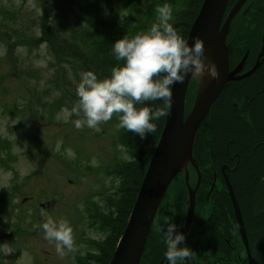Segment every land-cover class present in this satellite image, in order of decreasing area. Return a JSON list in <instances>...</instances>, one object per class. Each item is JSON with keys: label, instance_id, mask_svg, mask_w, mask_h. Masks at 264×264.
Segmentation results:
<instances>
[{"label": "rangeland", "instance_id": "1", "mask_svg": "<svg viewBox=\"0 0 264 264\" xmlns=\"http://www.w3.org/2000/svg\"><path fill=\"white\" fill-rule=\"evenodd\" d=\"M76 1L78 8H75L73 17L70 18L75 23H85L86 18L100 27L106 22L114 26L128 24L130 28L142 25L137 32L147 31L156 22L155 9L158 5H171L172 14L182 12L185 7L183 2L180 3L181 0ZM233 1L235 0H228L229 8L235 5ZM258 6L264 10V0H246L245 5L234 15L228 32L241 9L249 14ZM51 17V8L45 0H0V264H76L87 256H90L88 259L97 258L99 254L107 252L109 240L115 238L116 230H119V219H110L108 215L110 211H117L112 197L117 193L124 175L123 169L118 170L130 159L124 148V138L122 139L126 129L116 127L120 114H114L110 121L101 123L97 129L86 126L77 129L74 121L83 119V113L67 115L63 112V109L71 112L77 104L75 87L80 82L83 71L78 61L60 55L54 47L48 35ZM263 20L264 12L257 26H241L238 34L235 33L234 39L230 41V48L227 33L225 44L229 52L230 67L237 68L238 63L246 57V69L250 70L242 76L251 72L256 64L257 67L242 79L235 80L234 76L235 79L228 82L211 104L194 137L197 139L199 135V153L201 150L206 152L203 140L227 143L230 141L227 136L230 132L235 135L231 141L246 147L253 130L257 135L254 140H260L259 143L254 142L253 149L258 144L263 146L264 118L258 110L264 97V41L259 38L260 32L257 33L258 25ZM122 32L127 33L125 30ZM263 34L264 29L260 35ZM240 47L256 50L252 53L249 49L242 50ZM209 80L210 77L206 81ZM229 84L232 85L227 88ZM202 88L199 86V77L190 79L185 97V115L191 111ZM247 127L250 130L247 131ZM225 147L231 149V144L228 143ZM193 148L192 145V155ZM67 149H71L74 156H70ZM260 149L257 153L262 152ZM189 164L187 161L180 171L181 175L176 177L181 178L182 173H188L193 166L190 164L188 168ZM143 177L144 175L141 182ZM196 181H190L191 189L195 187ZM200 182L201 178L195 193L189 248L196 253L198 249L209 245L227 253L222 236L216 230L219 219L227 216L225 211V216H220L212 209L211 219L207 222L211 228L208 233H203L201 224L205 225L206 222H200L204 216L196 202ZM171 184L154 217L150 230L153 237L149 238V233L145 242L142 256L146 252L144 260L147 264H156L159 260L160 264H169L165 256L157 261L155 258L165 248L161 242L164 234L160 236L159 233L163 232L162 229H167L169 214L172 218L176 217L177 200L181 194L180 183ZM226 189L228 192L227 186ZM185 194L177 210L182 220L172 219L169 223L181 224L185 219L189 204L187 187ZM247 202L245 198H241L244 207ZM238 205L242 215L241 205ZM42 209L57 221L63 218L70 222L74 251L65 249L61 256L56 252L55 241L50 242L44 238L45 233L40 227L43 221ZM232 211L234 219L231 220L237 231H228V235L231 238L235 234L238 236L245 254L233 206ZM128 218L115 242L113 252ZM250 221L253 223L255 219ZM248 248L250 250L249 241ZM230 256L232 253L223 259H217V262L224 263ZM262 262L264 264V260ZM198 263L196 254L190 257V262H183Z\"/></svg>", "mask_w": 264, "mask_h": 264}, {"label": "trees", "instance_id": "2", "mask_svg": "<svg viewBox=\"0 0 264 264\" xmlns=\"http://www.w3.org/2000/svg\"><path fill=\"white\" fill-rule=\"evenodd\" d=\"M45 1L49 4L52 11V17L48 27V35L52 39V43L58 53L64 57L75 59L79 62L80 69L83 72L93 71L98 76V79L109 77L113 67H116L118 64H123V62L117 61L115 59L112 51L113 44L118 39L123 38L125 35H128L129 38H132L135 35L142 33L140 31L137 32V30H139L138 27L142 25L130 28L128 27V24L114 26L113 24H108V22H106V24L103 23L100 27L96 26L97 23H94L93 21L86 18H84L85 23H81L79 21L78 23H75V21L70 18L73 17L75 8H78V3L76 0ZM202 1L203 0H181L180 3L183 2L185 6L183 11L172 14L173 19L170 22L175 28L179 30L180 34L185 40ZM236 1L237 0L233 2L235 3ZM263 12L264 10L261 9V6L254 8V10H252L249 14H247L248 11H245L244 9L239 11L233 21L230 32H228L227 42L229 48L231 44L230 41L234 39L235 33L238 34L239 28L245 25L247 27L249 25L257 26V22L259 21ZM75 26L77 27L75 28ZM263 29L264 20L258 25L257 33L260 32V40V34ZM122 30L127 31V33L122 32ZM240 49L247 50L248 47H240ZM230 85L232 84H229L227 88H229ZM143 106L163 107V101H147L142 105H136L137 108ZM259 106L260 108L258 112L260 113V116L264 118V97L262 98ZM166 112L168 113V107ZM166 115L160 117L158 120L152 121L154 124H156V132L148 134L146 138L142 139L138 135L128 132L127 130H125L123 136L121 135L122 139L124 138V148L127 150L130 159L127 163H123V166L118 170L120 171L123 169L122 173L124 175H122V180L117 193H115V195L112 197L113 202L115 201L116 203L115 209L117 211H110V215H108L111 217L110 219H119V230H116V237L113 239L111 238L112 240H109L110 245L106 253L99 254L97 258L93 259H88L90 256H87L83 261L80 260L76 264L109 263L111 255L113 254L115 242L125 226L134 199L139 190L142 175L145 173L148 162L154 151L155 144L157 143L163 129ZM246 130L248 131L250 129L247 127ZM251 131V135L248 137L250 143H247V148L243 147L240 143L231 141L235 138V135L230 132V134L227 135L230 137V141L227 143H224V141H221L220 143H214L207 139L203 140L202 144L204 145L203 148L206 152L201 150L200 153L198 152V135L197 139H194L192 159L198 168L201 178L200 187L198 189L199 191L196 195L198 200L196 202L199 203L198 206L200 207L201 215L204 216L203 219H200V222H206L205 225L201 224L203 233H208L211 228L207 222H209L208 219H211L210 212L212 209H215L220 216H225V211L227 216L222 217L221 219H234L231 201L221 172L222 166L227 165L229 167V171H226L228 180L231 183L238 203L241 205L242 215L247 229L252 263L262 264V260H264V138H262L261 141L263 146L258 144L256 146L257 150L253 149L255 145L254 142H256L254 139L257 135L255 132H253V130ZM258 141L260 142V140ZM228 143L231 144V149L225 147ZM259 149L262 150V152L257 153ZM190 166L191 165L189 164L188 168ZM191 180H197V172L194 166H191V170L188 172L189 183ZM176 182L180 183L181 185L179 189L181 194L180 196L178 195L179 200H177L176 206V217L172 218L169 214L167 223H169L172 219H180L181 221V216L177 210L180 205V200L182 199L183 195H186L185 174L182 173L181 178L180 176L176 177L172 184H175ZM241 198H245L248 201L247 206H243L241 203ZM250 219H255V222L252 223ZM174 224L177 225L178 230L181 224H177L175 222ZM235 229L236 227L233 221L230 231L234 232ZM191 231L192 230L190 228L186 234L187 247H189L191 242H189V238H191L192 235ZM162 234L163 232L159 233L160 236ZM151 237H153V235L150 232L149 238ZM163 241L164 235L161 242L164 244L165 248H163L160 253H157L158 257L155 258L156 261L158 258L161 259L165 256L164 254L166 251V244ZM222 242L224 247L228 249V245L223 240ZM229 243L231 246L230 253L228 255L225 254L224 256L228 257L232 253V256H230L231 264H248L246 256L242 250L241 243L236 234L233 238L230 237ZM207 248L210 249V246L208 245ZM194 251L195 250L192 249V256L195 255ZM145 257H147L146 252L142 256L140 264H147V262L144 260ZM205 257V260L207 261L206 264H209L210 253H208V251H206ZM160 262L161 260H159V263L157 262L156 264H160ZM198 264L204 263L200 261Z\"/></svg>", "mask_w": 264, "mask_h": 264}, {"label": "clouds", "instance_id": "3", "mask_svg": "<svg viewBox=\"0 0 264 264\" xmlns=\"http://www.w3.org/2000/svg\"><path fill=\"white\" fill-rule=\"evenodd\" d=\"M155 11L156 22L147 31L132 38L125 35L113 44L115 59L123 64L113 67L109 77L98 79L93 71L81 73L80 82L75 87L77 104L71 112L63 109L67 115L83 113V119L74 121L77 129L85 126L97 129L101 123L110 121L114 114H120L118 129L146 138L156 132V124L152 121L167 114L174 83L183 84L189 74L193 78L202 79L207 74L212 80L219 79L217 66L205 55L204 41L197 36L189 45L170 22L173 19L171 5H158ZM147 101H163V107H136ZM66 151L74 156L71 149ZM41 217L44 238L55 241L56 252L63 256L65 249L74 251L70 222L63 218L57 221L44 209ZM162 231L166 244L164 255L169 264L189 260L192 249L179 247L186 237L178 232L177 225L168 223L167 229Z\"/></svg>", "mask_w": 264, "mask_h": 264}, {"label": "water", "instance_id": "4", "mask_svg": "<svg viewBox=\"0 0 264 264\" xmlns=\"http://www.w3.org/2000/svg\"><path fill=\"white\" fill-rule=\"evenodd\" d=\"M245 1L238 0L224 18L228 0H204L191 24L186 41L189 45H192L194 38L197 36L204 41L205 53L211 56L217 66L219 79H211L205 82L187 115H185V97L189 81L192 78L191 74L186 77L183 84L174 83L171 86L173 96L169 102L163 130L144 174L127 225L108 264H140L145 242L159 204L168 187L174 178L180 174L183 165L187 161L195 167L197 172V181L193 189L189 186L188 173H185L189 204L184 226L179 232L183 235L188 233L194 216L195 193L200 180L198 168L192 159V145L196 132L206 117L211 104L228 82L235 79L234 76L239 72L244 62L243 59L235 70L229 71L228 50L225 39L234 15ZM262 40L264 41V34ZM256 67L257 64L253 70ZM252 71L244 76L236 77L235 80L246 77ZM224 181L228 188L248 263L252 264L246 228L226 174H224ZM179 247H182V244Z\"/></svg>", "mask_w": 264, "mask_h": 264}, {"label": "flooded vegetation", "instance_id": "5", "mask_svg": "<svg viewBox=\"0 0 264 264\" xmlns=\"http://www.w3.org/2000/svg\"><path fill=\"white\" fill-rule=\"evenodd\" d=\"M238 1V0H237ZM236 1V2H237ZM235 2V3H236ZM229 3V2H228ZM245 5V3L242 5V6H244ZM231 8V7H230ZM230 8L228 7V4H227V7H226V11H225V15L229 12V10H230ZM224 18H225V16H224ZM223 18V19H224ZM262 38H263V35L261 36V40H262ZM262 46V45H261ZM261 48V47H260ZM248 49H249V51L250 52H254L255 50H252L251 51V49L248 47ZM262 59V58H261ZM260 59V60H261ZM228 60H229V52H228ZM246 62H247V57H246V59L244 58V62H243V64H242V66H241V68H240V70H239V72L235 75L236 77H240V76H242L243 74H245L248 70H250V69H246ZM240 63V62H239ZM239 63H238V65H239ZM236 69V67L235 68H231L230 67V63H229V71L231 72V71H233V70H235ZM240 81H242V80H240ZM235 99V98H234ZM229 171V167L227 166V165H223L222 166V170H221V172H222V176H223V179H224V174H226V176H227V173H226V171ZM228 178V177H227ZM182 220V219H181ZM184 221H185V219H183V221H182V223H181V225H180V228H179V230L181 229V228H183V226H184ZM219 221H220V223H219V226L217 227V224H216V230H217V234H219V235H221L222 236V240L228 245V252L227 253H225V250H224V252L222 253V252H220L221 250H220V248H218V247H210V249L209 248H207V247H203L202 249H198L197 250V252L195 253L197 256H198V258H199V262L200 261H202L204 264H206L207 263V261L205 260L206 259V257H205V254H206V251H208V253H210V263L209 264H231V262H230V258L229 259H227V261H225L224 263H222V262H217V258H219V259H223L225 256V254H229L230 253V248H231V246H230V243H229V240H230V237H229V235H228V231H230L231 230V226H232V220L231 219H219ZM190 228H191V225H190ZM179 230H178V232H179ZM234 231H237V229H235ZM224 234H225V236H224ZM184 236L186 237V234H184ZM224 236V237H223ZM219 236H217V238H218ZM216 240V239H215ZM186 242H184V245L182 244V247H184L186 244H185ZM213 245H214V243H213ZM246 256V255H245ZM246 259H247V257H246ZM247 261H248V259H247ZM183 262L184 261H178V264H183Z\"/></svg>", "mask_w": 264, "mask_h": 264}, {"label": "bare ground", "instance_id": "6", "mask_svg": "<svg viewBox=\"0 0 264 264\" xmlns=\"http://www.w3.org/2000/svg\"><path fill=\"white\" fill-rule=\"evenodd\" d=\"M206 57L208 58V61L213 62V59L211 58V56L208 53H205ZM214 63V62H213ZM209 76L207 74H205V76L201 79L199 78V86H203L207 80Z\"/></svg>", "mask_w": 264, "mask_h": 264}]
</instances>
